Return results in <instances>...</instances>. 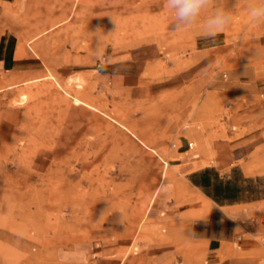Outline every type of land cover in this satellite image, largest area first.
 Wrapping results in <instances>:
<instances>
[{
  "label": "rangeland",
  "instance_id": "obj_1",
  "mask_svg": "<svg viewBox=\"0 0 264 264\" xmlns=\"http://www.w3.org/2000/svg\"><path fill=\"white\" fill-rule=\"evenodd\" d=\"M254 3L213 0L176 32L164 0L0 1V264H206L225 252L229 215L184 168L199 157L257 173L240 184L264 197ZM217 8L233 19L209 39ZM154 199L183 212L153 211Z\"/></svg>",
  "mask_w": 264,
  "mask_h": 264
},
{
  "label": "crops",
  "instance_id": "obj_2",
  "mask_svg": "<svg viewBox=\"0 0 264 264\" xmlns=\"http://www.w3.org/2000/svg\"><path fill=\"white\" fill-rule=\"evenodd\" d=\"M10 2L16 0H0ZM201 51H207L209 45L202 44ZM250 141L239 145L240 150L252 143ZM230 157H220L218 163L228 165ZM202 158L190 160L189 165L184 168V180L202 199L212 203L220 209H225L232 222L233 235L227 247L221 249L224 253L216 254L206 264H264V197H254L247 194L242 188L241 181L255 180L257 173L246 174L244 169L230 165L227 168H217L213 164H204ZM178 166H182L178 163ZM237 177H239L236 180ZM156 199V198H155ZM153 200L150 209L162 211L167 217L180 215L181 205H170L169 203H159L154 206ZM162 206V207H160ZM217 251L220 249L217 247Z\"/></svg>",
  "mask_w": 264,
  "mask_h": 264
},
{
  "label": "clouds",
  "instance_id": "obj_3",
  "mask_svg": "<svg viewBox=\"0 0 264 264\" xmlns=\"http://www.w3.org/2000/svg\"><path fill=\"white\" fill-rule=\"evenodd\" d=\"M212 4L213 0H164V7L173 17L172 30L176 32L197 24ZM248 15L254 22L264 21V0H256L248 9ZM232 19L229 10L217 8L204 20L201 31L206 38L214 39L224 32Z\"/></svg>",
  "mask_w": 264,
  "mask_h": 264
},
{
  "label": "bare ground",
  "instance_id": "obj_4",
  "mask_svg": "<svg viewBox=\"0 0 264 264\" xmlns=\"http://www.w3.org/2000/svg\"><path fill=\"white\" fill-rule=\"evenodd\" d=\"M61 207H63V205H61Z\"/></svg>",
  "mask_w": 264,
  "mask_h": 264
},
{
  "label": "built area",
  "instance_id": "obj_5",
  "mask_svg": "<svg viewBox=\"0 0 264 264\" xmlns=\"http://www.w3.org/2000/svg\"><path fill=\"white\" fill-rule=\"evenodd\" d=\"M189 148H190V144H189Z\"/></svg>",
  "mask_w": 264,
  "mask_h": 264
}]
</instances>
